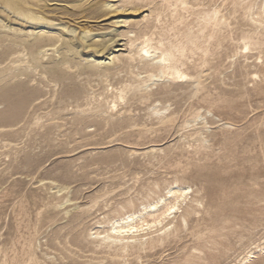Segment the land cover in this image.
<instances>
[{
	"label": "rangeland",
	"instance_id": "1",
	"mask_svg": "<svg viewBox=\"0 0 264 264\" xmlns=\"http://www.w3.org/2000/svg\"><path fill=\"white\" fill-rule=\"evenodd\" d=\"M98 1L103 4L105 1L122 0ZM189 1L193 5L198 3L196 0ZM207 1V7H219L221 10L227 4L230 7L233 5V0ZM56 3L60 5L54 6L58 13L63 8L61 5L69 8L65 17L50 14L52 22L59 24L56 19L59 16L65 18L64 22L68 21L66 26L76 33L65 32L66 36L74 39L75 43L79 42L76 44H79V51L85 60L104 62L110 54H126V49L122 47L126 39L120 34L125 33L130 24L140 23L144 26L148 23L151 26L148 36L165 47L184 41L186 36L201 37L210 31L202 29L200 16L188 13L174 0H141L139 7L144 8L139 11L110 13L103 20L85 24L69 22L77 17L74 15H82L85 7L81 8L79 0H59ZM126 20L130 24H116ZM4 24L26 32L32 30L26 25L21 27L22 23L14 17L9 18L0 4V25ZM45 28L59 30V27ZM86 28L91 32V37L84 44L80 36ZM137 34H140L138 30ZM93 38L100 42L108 41L109 50L103 53L105 56L102 59L89 47ZM197 57L191 62H195ZM209 58L210 66L203 74L207 85L205 93L199 98L190 99L188 90L174 86L175 93L168 104L172 105L170 111H178V124L172 131L154 135L142 140V143L135 138L124 140L121 136L118 139L119 134L107 135L101 146L70 152L64 150L59 141L47 144L42 133L39 136L32 133L23 140L0 139V146L3 147H0V259L4 253L11 257L10 260L17 256L24 257L25 251L33 248L32 252L35 250L41 264H62V254L53 244L55 237L60 235L64 239L69 236L75 242L77 234L96 227L92 217L84 221L80 228L72 230L76 217L99 190L112 191L107 203L103 204L104 221L113 212L122 211L130 200L138 206L153 186L159 185L165 191L176 183L190 187L189 200L197 199L200 203L198 213L193 221L184 223L180 231L170 236L164 245L144 254L140 264H164L175 258L183 261L184 257L193 258L196 255L201 258L213 256L205 263L202 261V264H244L242 260L250 251L256 254L247 264H264L263 75L257 69H250L248 81L241 71L228 69L229 60L223 58V65L214 69L219 60L216 55ZM44 61L50 60L46 58ZM254 74H257L256 79L252 78ZM163 84L160 82L154 86V91ZM164 98L156 96V100ZM135 109L137 117H143L146 113L143 107ZM2 110L3 106H0ZM198 114L202 119L194 123L192 119ZM69 117L72 118L66 116L65 119ZM183 121H190L191 126H181ZM8 141L9 147L6 146ZM136 144L143 145L138 147ZM23 145L25 147L22 149ZM152 149L156 150L153 154L150 153ZM56 186L69 188L73 201L65 207L53 209L67 192L56 196ZM74 204L81 208L73 211L75 207L69 206ZM67 209L73 211L69 216L64 212ZM82 246L86 252L91 247L87 241ZM86 256L91 255L88 253Z\"/></svg>",
	"mask_w": 264,
	"mask_h": 264
},
{
	"label": "bare ground",
	"instance_id": "2",
	"mask_svg": "<svg viewBox=\"0 0 264 264\" xmlns=\"http://www.w3.org/2000/svg\"><path fill=\"white\" fill-rule=\"evenodd\" d=\"M56 1L59 2L0 0L9 18L14 17L21 22V27H32L31 32H26L0 25L3 30H0L1 140H23V137L32 136V133L38 136L42 133L47 144L59 141V145L70 152L101 146L107 135L119 134L118 139L123 136L124 140L135 138L142 143V140L173 130L178 124L179 113L177 110L170 111L172 105L168 104L176 87L188 90L190 99L199 98L205 93L207 85L203 74L210 66L209 56L216 55L219 60L214 69H219L225 58L229 60L228 69L241 71L245 80L250 79V69L259 70L264 79V0L248 3L243 2L245 0H233L232 7L227 4L223 10L207 7V0H196V5L189 0H174L188 13L200 16L202 29L210 31L201 37L186 36L184 41L169 47L148 36L151 28L148 23L143 26L140 23L130 24L127 20L116 22L130 24L126 32L120 34L126 39L122 46L126 54H110L106 59L108 63L106 60L82 58L79 44H76L78 41L75 43L74 39L66 36V33H76L66 26L68 21L64 22L66 20L62 18L67 15L69 6L61 5L63 8L58 13L56 7L60 5ZM79 1L81 8L85 7L82 15L72 16L75 19L69 22L85 24L103 20L110 13L135 12L144 8L139 7L141 0L105 1L103 4L98 0ZM52 13L62 15L56 17L59 22H55L59 24L52 22ZM45 26L59 27V30ZM137 30L140 34H137ZM80 37L83 42L87 41L91 32L86 28ZM90 42L89 47L97 53L95 55L104 58L103 53L109 50L108 41L100 42L93 38ZM196 55L198 57L192 63L191 59ZM46 58L50 61L45 62ZM249 61L253 62L248 64ZM252 78L256 79L257 74ZM160 82L164 84L154 91V86ZM66 86L67 89H62ZM156 96L166 98L156 100ZM135 107H143L145 115L137 117ZM66 116L72 118L67 120L69 118L65 119ZM200 119L202 116L198 114L192 120L197 123ZM189 123L183 121L181 126ZM9 141L7 147L10 146ZM155 151L152 149L150 153ZM153 187L138 206L130 200L122 211L113 212L104 221L103 204L107 203L112 191L99 190L72 222V230H75L84 221L94 217L96 227L77 234L75 242L69 236L64 239L60 235L55 237L53 244L62 254V264H140L144 254L164 245L170 236L183 228L184 223L193 221L200 203L197 199L189 200L190 187L176 183L165 191L159 185ZM56 190V196L67 192L53 209L65 207L73 201L69 188L56 186ZM71 207H75L73 211L81 208L76 204ZM73 211L67 209L64 212L69 216ZM85 241L91 245L88 252L82 246ZM32 249L26 250L24 257L17 256L13 260L4 253L0 264H41ZM88 253L91 256H86ZM255 254L250 251L242 262L247 264ZM208 258L212 259L213 256ZM208 258L196 255L193 258L184 257L183 261L175 258L164 264H202Z\"/></svg>",
	"mask_w": 264,
	"mask_h": 264
}]
</instances>
